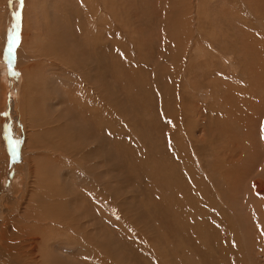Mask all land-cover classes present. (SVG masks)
<instances>
[{"label": "rangeland", "instance_id": "374dc122", "mask_svg": "<svg viewBox=\"0 0 264 264\" xmlns=\"http://www.w3.org/2000/svg\"><path fill=\"white\" fill-rule=\"evenodd\" d=\"M262 65L264 0H0L6 264H264Z\"/></svg>", "mask_w": 264, "mask_h": 264}, {"label": "bare ground", "instance_id": "6f19581e", "mask_svg": "<svg viewBox=\"0 0 264 264\" xmlns=\"http://www.w3.org/2000/svg\"><path fill=\"white\" fill-rule=\"evenodd\" d=\"M56 15V14H55ZM80 18V17H79ZM31 42V41H30ZM60 42V41H59ZM27 45V44H26ZM29 48V47H28ZM85 54V53H84ZM94 54H95V52H94ZM72 55V54H71ZM78 57V56H77ZM31 59V58H30ZM262 66H264V65H262ZM264 68H262V70H263ZM6 81V80H5ZM26 81V80H25ZM21 91V90H20ZM79 93V92H78ZM76 95V94H75ZM16 101V100H15ZM11 104V103H10ZM11 106V105H10ZM12 108V107H11ZM13 112H14V110H13ZM257 117H258V115H257ZM264 117V116H263ZM21 118V117H20ZM261 117L259 116V119H260ZM259 119H258V121H259ZM61 122V121H60ZM73 122V121H72ZM260 123H262V120L261 121H259ZM264 122V121H263ZM17 124V123H16ZM256 124V123H255ZM263 124V123H262ZM251 125H253V124H251ZM17 126V125H16ZM20 127V126H19ZM259 127H260V125H259ZM263 127V126H262ZM78 129H80V128H78ZM259 131H262V129H260ZM22 132V131H21ZM16 137H17V139L15 140V141H13L14 142V144H13V146H12V159L10 160V172H9V176H10V180H11V182L13 181V182H16L18 179H19V173L21 174V176H22V178H21V180H20V184H21V186L23 187V193H26L27 192V187L29 186V184H32L33 183V180L31 179L32 178V166L30 165V164H28L29 163V160H28V158H29V154H25L24 156H22L23 155V153H24V149H25V147H24V141H23V137H22V134H18L17 133V135H15ZM259 137V136H258ZM264 137V136H263ZM14 138V137H13ZM261 138V137H260ZM258 139V138H257ZM262 139V138H261ZM264 139V138H263ZM262 139V140H263ZM259 141V140H258ZM252 142V141H251ZM255 142V141H254ZM253 142V143H254ZM260 143V142H259ZM263 143V142H262ZM255 144V143H254ZM254 144H252V145H254ZM258 144V143H257ZM259 145V144H258ZM263 145H264V143H263ZM260 147H261V143H260V145H259ZM259 147V148H260ZM258 148V147H257ZM262 148H264V146L263 147H261V149ZM1 149V148H0ZM264 149H262V151H263ZM259 151V150H258ZM261 151H259L258 153H260ZM264 152V151H263ZM263 152H262V154H263ZM30 153V152H29ZM259 155V154H258ZM257 155V156H258ZM8 154H7V149H6V155H5V165H8ZM256 156V158H258ZM261 157V156H260ZM259 157V158H260ZM263 157V156H262ZM261 157V158H262ZM260 158V159H261ZM2 159H3V156H2ZM25 159V161L23 162L22 160H24ZM233 160V159H232ZM252 161V160H251ZM258 161V160H257ZM261 161H263L264 162V159L262 160H259V162H261ZM253 163V162H252ZM264 165V164H263ZM35 165H33V167H34ZM256 166H259V163H258V165L256 164ZM257 168V167H256ZM255 170V169H254ZM256 171V170H255ZM39 172L40 173H42L43 171H41V170H39ZM38 173V172H37ZM34 175V174H33ZM38 175V174H37ZM262 175H263V173H262ZM5 176V175H4ZM35 176V175H34ZM40 176V175H39ZM264 176V175H263ZM41 177V176H40ZM37 178H38V176H37ZM42 178V177H41ZM40 178V179H41ZM54 178V177H53ZM39 179V180H40ZM30 180H32L31 181V183H30ZM37 180V179H36ZM46 180V179H45ZM43 181V180H42ZM256 181V180H255ZM39 183V182H38ZM258 183V184H257ZM257 183H255V190L256 191H261V190H264V181H263V184L262 183H260V182H258L257 181ZM34 184H35V182H34ZM55 184V183H54ZM33 185V184H32ZM37 185V184H36ZM83 187V186H82ZM262 188V189H261ZM250 190V189H249ZM38 191V190H37ZM41 192V191H40ZM245 192V191H244ZM257 193V192H256ZM7 193H4V192H1L0 193V195H3V197H2V199H0V213L2 214V212H3V210L4 209H8L9 211H11V212H15V210L17 209V203L15 204V203H13V200H12V198H11V196H9V195H6ZM48 194V193H47ZM262 194V193H261ZM87 195V194H86ZM61 196V195H60ZM20 198V197H19ZM23 198V197H22ZM46 198H47V195H46ZM53 199H52V201L54 202L55 200H54V197H52ZM60 198V197H59ZM14 199V198H13ZM31 199H32V201L33 202H35V201H37L36 199H35V197H31ZM38 199V198H37ZM49 199V198H48ZM60 200V199H59ZM5 201L6 202H11L12 203V207H11V210H10V207H8V205H6V203H5ZM58 201V200H57ZM61 202V201H60ZM57 203V202H56ZM56 203H54V204H56ZM16 205V206H15ZM54 209V208H53ZM46 210V209H45ZM257 210V209H256ZM51 212V211H50ZM258 212V211H257ZM40 213V212H39ZM46 213H48V212H46ZM51 213H54V212H51ZM44 214V213H43ZM37 215V214H36ZM60 215V214H59ZM62 215V214H61ZM33 216V215H32ZM40 216H42V215H40ZM63 216V215H62ZM44 217H46V216H44ZM50 217V216H49ZM264 217V216H263ZM262 217V218H263ZM16 218V217H15ZM51 218V217H50ZM36 219V218H35ZM41 219H43V218H41ZM46 219V218H45ZM67 220V219H66ZM5 222L2 224V226H1V228H0V247H1V250H0V264H6V259H5V256L6 255H8V252H7V250H9L10 251V253L14 250L13 248H15L16 247V245H19V242H20V240L19 239H25V241H26V243H23V246L25 247V250H23L21 247H20V245H19V249H18V253H19V255L21 256V257H24V256H26V255H28L27 253H25V255H23L24 254V251H26V250H28V253H30V255H33V252H34V248H36L35 247V242H36V239L38 238V237H36L34 234H35V231H37V229H39L40 227V225L38 226V225H34L33 223H31V225H32V228L30 227L29 229L28 228H22V226H13V229H12V227H11V229H8V227H9V224H6V220H4ZM66 223V222H65ZM68 223V222H67ZM66 223V224H67ZM41 224V223H40ZM65 224V225H66ZM25 225H27V224H25ZM24 225V226H25ZM29 225V224H28ZM69 226V225H68ZM67 226V227H68ZM61 227V226H60ZM9 230H12V231H9ZM29 231H31L32 233H34V234H32L31 232H29ZM68 232V231H67ZM66 232V233H67ZM44 233V232H43ZM37 235V234H36ZM52 235V234H51ZM53 236V235H52ZM44 238V237H43ZM15 239H17V240H15ZM65 240H67V239H65ZM83 243V242H82ZM49 245V244H48ZM80 245H81V241H80ZM36 246H37V244H36ZM67 247V246H66ZM82 247V246H81ZM68 248V247H67ZM66 248V249H67ZM74 249V248H73ZM84 249V248H83ZM80 251V250H79ZM30 255H28V256H30ZM35 255V254H34ZM53 255V254H52ZM28 256L26 257V258H28ZM41 256V255H40ZM72 256V255H71ZM82 256V255H81ZM33 257V256H32ZM35 257H37V256H35ZM46 257V256H45ZM67 257V256H66ZM80 257V256H79ZM41 258V257H40ZM39 258V259H40ZM29 259H30V257H29ZM35 259H38V258H35ZM44 259V258H43ZM47 259H49V258H47ZM32 259H30V261H31ZM49 260H51V259H49ZM39 260H37V262H38ZM78 261V260H77ZM33 264H42V263H36V262H34V261H31ZM47 262V261H46ZM65 262V261H64ZM75 262V261H74ZM81 262H82V260H81ZM44 263V262H43ZM76 263V262H75ZM54 264V263H53ZM61 264V263H60ZM62 264H63V262H62ZM73 264V263H72ZM77 264V263H76Z\"/></svg>", "mask_w": 264, "mask_h": 264}, {"label": "snow or ice", "instance_id": "6c2138e0", "mask_svg": "<svg viewBox=\"0 0 264 264\" xmlns=\"http://www.w3.org/2000/svg\"><path fill=\"white\" fill-rule=\"evenodd\" d=\"M21 3H23V0H21ZM14 43V41H10V44H9V48H8V51L11 52L12 51V44Z\"/></svg>", "mask_w": 264, "mask_h": 264}]
</instances>
